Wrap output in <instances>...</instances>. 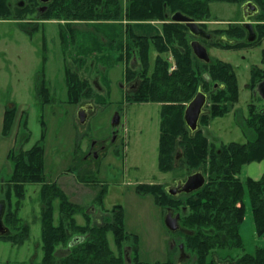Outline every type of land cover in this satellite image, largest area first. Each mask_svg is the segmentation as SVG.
Here are the masks:
<instances>
[{"label": "trees", "instance_id": "obj_1", "mask_svg": "<svg viewBox=\"0 0 264 264\" xmlns=\"http://www.w3.org/2000/svg\"><path fill=\"white\" fill-rule=\"evenodd\" d=\"M11 1L0 0V21L15 19L21 25L25 16L34 11V4L39 3L38 0H23L27 2L26 6L21 7L20 2L13 7ZM248 1L259 9L258 14L251 18L255 22L257 36L253 43L245 41L246 31L240 24L230 23L226 28L206 30L209 21H218L210 17L211 3L241 7ZM46 6V10L39 14L40 19L114 21L120 25V40H111L109 44H116L114 50L119 52L116 62L125 64L123 79L127 82L135 80L137 84L134 92L127 94V101L160 105L158 169L173 172L179 150L180 164L188 168L184 176L201 171L205 177V184L200 189L176 196L168 194L162 184L135 186L138 195H151L165 211L170 209L173 214H179V244L189 259H193L191 264H216L220 256L218 252L243 250L239 227L245 215V194L249 197L256 235L263 237L264 175L258 180L246 178L242 181L239 174L244 165L264 158V109H259L254 103L248 104V114L241 125L246 142L221 143L219 147L211 144L203 128L211 120L232 111L239 98L237 77L227 62L212 58L209 63L198 60L189 45L195 37L185 24L171 23L169 18L174 12L192 18L211 36V39H201L203 45L238 49L264 38V0H52ZM150 21L161 23L160 34L147 37L133 32L132 22ZM123 23L126 26H122ZM60 39L68 46L75 38L60 35ZM151 52L155 54L153 65ZM165 55L171 56L175 63L171 72ZM262 60L264 62V51ZM108 63L112 67L114 62ZM262 80L264 70L255 67L251 73L250 89H255ZM65 82L68 101L79 105L82 96L89 91L88 80L66 69ZM198 88L207 94L208 105L200 117L198 129L192 133L183 115L185 104L194 97ZM15 114L14 105L6 106L2 125L4 137L10 134ZM21 115L17 144L7 154L11 173L2 177L0 182V201L5 203L3 224L8 229V234L0 239L15 245L28 240L29 226L18 217V212L25 197V186L40 184V264H129L126 261L127 246L132 251L130 264H143L136 255L137 237L123 228L121 206L111 209L109 221L91 225L90 216L82 213L81 206L71 202L59 185L46 181L43 135L37 143L24 150L23 145L30 132L25 113ZM76 176L81 183L93 182L81 175ZM103 194L104 189H101L96 197L98 205H101ZM80 213L85 219L83 225L75 220ZM109 233L113 237L115 251L109 246ZM60 248L66 251L58 257ZM220 260L230 264H264V248L257 247L252 254L242 253L235 258L224 256Z\"/></svg>", "mask_w": 264, "mask_h": 264}, {"label": "rangeland", "instance_id": "obj_2", "mask_svg": "<svg viewBox=\"0 0 264 264\" xmlns=\"http://www.w3.org/2000/svg\"><path fill=\"white\" fill-rule=\"evenodd\" d=\"M22 1L12 0L11 6L16 7L20 2L21 7L26 6L27 2ZM241 16V7L236 4L211 3L210 17L218 21H209L206 30L226 28ZM21 22L22 25L15 19L0 21V104L15 106L18 114L14 121L19 119V124L23 118L21 114L25 113L30 136L23 149H29L43 135L46 181L59 185L71 202L81 206L82 213L90 216L91 225L109 221L111 209L121 206L124 230L137 237L139 262L191 264L193 259H189L183 247L184 258L179 260L181 234L170 233L165 228L166 211L155 203L151 195L135 192L137 184L173 186L176 181L187 177L184 175L188 168L181 166L178 150L173 172L158 169L160 105L127 101L123 90L125 64L116 62L119 55L114 50L116 44H109L111 40H120V25L114 21L43 20L35 9ZM157 23L138 22L134 24L133 32L152 36L156 29L161 30L160 23ZM122 26H126L125 23ZM60 35H70L75 39L65 46ZM206 48L210 58L233 67L239 98L230 113L211 120L209 131L208 125L203 131L216 147L221 143H244L246 137L241 125L247 117L248 104L254 103L259 109H264V101L257 89H250L252 70L255 67L264 70V38L238 49L212 45ZM154 56L151 52V65ZM165 58L171 72L175 63L171 56L165 55ZM111 61L114 63L109 67L108 62ZM66 69L89 82V91L82 96L79 105L67 99ZM85 102L93 103L94 109L89 111L85 125L80 126L76 115ZM117 112L120 120L114 127L111 121ZM76 175L93 182L81 183L76 180ZM2 177H6V172ZM239 178L244 179L241 173ZM101 189H104V194L101 205H98L96 197ZM40 191V184L25 186L18 217L29 226V238L22 245L0 239V264H40ZM243 203L246 206L240 228L243 250L218 252L221 257L216 259V264L223 262L220 258L224 256L235 258L255 251L257 243L247 194ZM75 220L79 225L85 223L81 213L75 216ZM107 238L110 248L115 251L110 233ZM65 251L60 248L58 257ZM126 251V261L130 264L132 251L128 246Z\"/></svg>", "mask_w": 264, "mask_h": 264}, {"label": "water", "instance_id": "obj_3", "mask_svg": "<svg viewBox=\"0 0 264 264\" xmlns=\"http://www.w3.org/2000/svg\"><path fill=\"white\" fill-rule=\"evenodd\" d=\"M52 0H39L42 4H48ZM259 12L258 7L251 1L245 2L241 5V22L239 24L246 31V42L253 43L256 40V33L254 30V25L251 22V18L256 16ZM171 23H181L185 24L189 33L195 37V39L189 42L193 55L200 61L204 63L210 62V57L207 52V48L199 41V39H211V36L207 34V32L199 26L197 22H195L192 18L187 17L181 12H174L170 16ZM217 84L214 85L216 87ZM257 93L260 98L264 101V80L258 83ZM208 96L205 92L198 88L194 97L185 104L184 109V121L190 132H195L198 129L200 117L206 112L205 106L207 104ZM93 105L88 103L83 105L76 115L77 124L80 126L85 125L87 122V118L89 116V111H92ZM120 115L117 112L113 117L111 124L116 127L119 124ZM205 184V177L201 171H196L190 175H188L184 180L176 181L174 186H167L165 188L166 192L172 196L180 195V194H189L193 191L200 189ZM5 211V203L0 201V237H3L8 234V229L3 224V214ZM164 226L165 228L171 232L176 233L180 230L179 227V214H173L170 209H166V214L164 216ZM75 241V240H73ZM73 242H71L72 244ZM70 244V245H71ZM182 245H180V256L179 260L183 257L182 253ZM219 264H228L226 262H222Z\"/></svg>", "mask_w": 264, "mask_h": 264}, {"label": "crops", "instance_id": "obj_4", "mask_svg": "<svg viewBox=\"0 0 264 264\" xmlns=\"http://www.w3.org/2000/svg\"><path fill=\"white\" fill-rule=\"evenodd\" d=\"M231 22L239 23V22H241V18L239 20H235V21H231ZM136 23H138V22H132L131 23L132 29H133L134 24H136ZM159 23H157V24H159ZM160 31H161L160 28L156 29L155 34H160ZM148 36H151V35H148ZM90 104L94 105L91 102H90ZM5 108H6V106L4 104L3 105L0 104V182L2 180L1 178L4 175V172H6V176H8L11 172L10 164H9L8 159H7V154L9 152V150L15 145V142H16L17 136H18V132H19V127H18L19 119H18L17 121L16 120L14 121V123L12 125L13 127L10 131V134L6 137H4L2 135V125H3V116H4ZM17 114L18 113L16 112L15 117ZM209 126H210V124L208 125V129H207L208 131H209ZM240 173L242 174L244 179H246V178H250L253 180L260 179L264 175V158L258 162H251L249 164L244 165L242 167ZM72 178L75 179L74 177H72ZM79 184H81V183H79ZM245 208H246V206H245ZM240 228H241V225L239 227V233H240ZM254 240L257 243V246L255 247V249L257 247L264 248V236L263 237H257L255 229H254Z\"/></svg>", "mask_w": 264, "mask_h": 264}, {"label": "flooded vegetation", "instance_id": "obj_5", "mask_svg": "<svg viewBox=\"0 0 264 264\" xmlns=\"http://www.w3.org/2000/svg\"><path fill=\"white\" fill-rule=\"evenodd\" d=\"M38 2H39V0H38ZM46 7H47L46 4H42V3L39 2L36 6H34V9L37 12V14H42L46 10ZM252 23H254V22H252ZM199 41H201V39H199ZM123 81H124L123 84L125 85V88L123 90L125 91L126 95L127 94H131L132 92H134V90L136 88L135 85H137V84H135L136 83L135 80H131L129 82H127L126 80H123ZM86 104H88V103H86V102L83 103V105H86ZM91 153L95 154L94 152H91ZM165 188H166V186H165ZM220 263H222V262H220ZM226 263L230 264V262H226ZM217 264H219V263H217Z\"/></svg>", "mask_w": 264, "mask_h": 264}, {"label": "built area", "instance_id": "obj_6", "mask_svg": "<svg viewBox=\"0 0 264 264\" xmlns=\"http://www.w3.org/2000/svg\"><path fill=\"white\" fill-rule=\"evenodd\" d=\"M172 69H174V67H172Z\"/></svg>", "mask_w": 264, "mask_h": 264}]
</instances>
